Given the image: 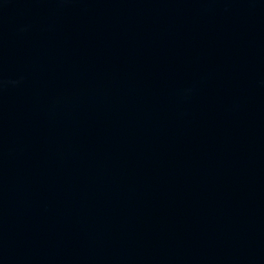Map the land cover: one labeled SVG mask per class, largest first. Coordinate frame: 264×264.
<instances>
[{"label":"water","instance_id":"1","mask_svg":"<svg viewBox=\"0 0 264 264\" xmlns=\"http://www.w3.org/2000/svg\"><path fill=\"white\" fill-rule=\"evenodd\" d=\"M0 264H264V0H0Z\"/></svg>","mask_w":264,"mask_h":264}]
</instances>
